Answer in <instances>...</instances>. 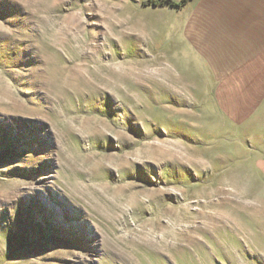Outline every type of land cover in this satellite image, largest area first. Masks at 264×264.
<instances>
[{
    "label": "rangeland",
    "instance_id": "obj_1",
    "mask_svg": "<svg viewBox=\"0 0 264 264\" xmlns=\"http://www.w3.org/2000/svg\"><path fill=\"white\" fill-rule=\"evenodd\" d=\"M147 1L0 0V264H264L262 135L191 46L210 0Z\"/></svg>",
    "mask_w": 264,
    "mask_h": 264
},
{
    "label": "crops",
    "instance_id": "obj_2",
    "mask_svg": "<svg viewBox=\"0 0 264 264\" xmlns=\"http://www.w3.org/2000/svg\"><path fill=\"white\" fill-rule=\"evenodd\" d=\"M209 5L207 18L193 16L201 25L191 46L207 59L219 120L262 135L264 161V0H210Z\"/></svg>",
    "mask_w": 264,
    "mask_h": 264
},
{
    "label": "trees",
    "instance_id": "obj_3",
    "mask_svg": "<svg viewBox=\"0 0 264 264\" xmlns=\"http://www.w3.org/2000/svg\"><path fill=\"white\" fill-rule=\"evenodd\" d=\"M192 1L194 0H148L146 5L152 4L155 7H169L171 9L183 10Z\"/></svg>",
    "mask_w": 264,
    "mask_h": 264
}]
</instances>
